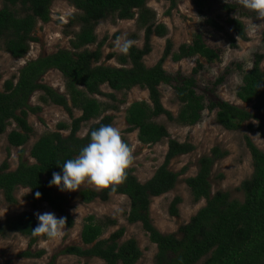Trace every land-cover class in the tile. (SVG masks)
<instances>
[{"label":"trees","instance_id":"16d2710c","mask_svg":"<svg viewBox=\"0 0 264 264\" xmlns=\"http://www.w3.org/2000/svg\"><path fill=\"white\" fill-rule=\"evenodd\" d=\"M80 15L71 20L78 25L79 31L71 41V51L59 50L45 58L29 61L19 71L15 82H4L0 91V135L7 126L14 123L7 141L12 148L25 146L33 134L28 125V113H37L39 107L29 105L30 97L37 91L42 92L40 100L62 108L72 119L70 125L60 123L54 132L42 135L32 146L30 158L35 162L22 161L23 151L19 153V163L13 172H8V165L0 167V193L4 201L14 205V192L28 189L34 205L45 203L61 217L63 227L72 229L73 219L66 213L68 204L65 197L55 196L53 190L63 176L73 175L75 171L89 169L94 162H105L110 166L111 177L119 185L104 189L101 193L91 190L81 192V198L88 204L96 199L108 201L110 195H122L129 199L130 211L128 222L139 223L157 247L154 264H264V152L248 142L253 173L243 181L239 191L243 202L230 199L227 193L217 192L211 196L210 173L216 161L225 157L218 149L211 151L212 156H204L198 162V171L194 177L185 180L194 202L205 200L201 208L189 223L179 229L177 235L160 234L151 224L149 207L153 198L161 197L172 191L180 174L170 171V162L191 153L194 147L189 143L168 141L164 163L156 170L153 177L145 184H140L128 169L116 148V140L110 132L113 117L105 115L116 107L100 102L96 97H104L116 102L114 94L104 95L102 86H107L112 93H126L133 88L148 92L150 105L145 101L132 103L126 110L125 122L128 133L137 131V139L143 145H155L169 138L163 125L153 120L165 116L171 123L193 127L202 118L205 110L216 111V122L226 131H237L249 121L264 115V73L260 65L264 55L255 54L252 67L243 72L241 86L236 98L243 104H252L249 113L244 109L224 101H205L196 91V75L202 69L198 63L191 76L170 75L163 70V63L170 58L173 63L195 58L204 59L212 65L219 61L220 51L212 49L204 42L201 35H196L189 45L182 44L173 52V45L166 42L162 58L152 68H146L143 58L151 53V38H164L167 34L163 25L155 24V14L146 8L147 0H68ZM171 8L176 0H163ZM218 0H193L197 13L204 19V26L216 32L229 29L234 37H229V45L236 48L237 40H247L241 19L235 13L241 7ZM53 0H0V48L15 60L22 59L29 50V42H36L31 34L38 22L47 23ZM211 2L217 3L226 14L220 21L207 15ZM264 0H251L252 6L259 7ZM248 13H243L247 17ZM114 16L119 21H130L136 17V25L144 32V46L138 49L126 45L121 56L116 58L120 67L99 65L102 58L101 47L105 41L97 44L95 29L108 17ZM264 43V33H263ZM95 51L87 48L96 45ZM240 70L241 68L238 67ZM50 70H56L65 81V95L56 93L52 88L40 84V79ZM219 77L214 85L224 82ZM171 87L180 105L174 118L160 102V86ZM124 104L125 102H119ZM80 112L78 118L73 111ZM93 122V123H91ZM91 123L84 138L77 134L84 124ZM251 129L252 127L249 126ZM60 132H68L64 137ZM128 151V147H125ZM180 198H175L170 205V214L177 216ZM113 224V223H112ZM106 225L88 217L81 229L82 247H68L63 253L79 258H97L105 264H137L141 258L135 240L119 243L124 231L119 230L107 239H101ZM57 231V226L50 218L23 214L0 224V237L18 234L30 239V245L38 240H49ZM41 253L37 255L39 257ZM26 256H31L29 253Z\"/></svg>","mask_w":264,"mask_h":264},{"label":"rangeland","instance_id":"374dc122","mask_svg":"<svg viewBox=\"0 0 264 264\" xmlns=\"http://www.w3.org/2000/svg\"><path fill=\"white\" fill-rule=\"evenodd\" d=\"M226 3V1L218 0ZM241 9L235 13V18L241 19L247 40H237L236 48L229 45V37L234 34L225 29L224 32H216L204 26V19L197 13L193 0H176V5L171 8L167 1L147 0L146 8L155 14V24L163 25L167 34L164 38H151V53L143 58L146 68H152L162 58L166 42L170 41L175 53L182 44L189 45L196 35H201L204 42L212 49L219 50L220 59L212 65L204 59L195 58L173 63L170 58L164 61L163 70L170 74L191 76L198 63L202 69L196 75L197 93L203 95L206 103L210 101H224L230 105L244 109L251 114L252 104H243L236 98V93L241 86L243 72H248L253 63L255 54L264 55V2L259 7L252 6L251 0H229ZM1 8V6H0ZM47 23L38 22L31 37L36 42H29V50L25 57L19 60L11 58L0 48V91L3 84L9 79L15 82L19 71L27 62L37 58H45L55 54L59 50L71 51V41L75 33L79 31L78 25H72L71 20L80 15L68 0H53ZM243 13H248L243 17ZM207 15L214 19L220 17L223 22L226 14L219 9L215 2H211L207 9ZM97 44L105 41L101 47L102 58L99 65L120 67L116 58L109 59L110 55L121 56L126 45L142 49L144 46V32L136 25V17L130 21H119L114 16L108 17L95 29ZM96 45L87 49L95 51ZM240 67L241 70L238 68ZM264 73V60L260 65ZM224 77V82L215 86V81ZM40 84L46 85L56 93L65 95V81L56 70H50L41 79ZM104 95L114 94L117 101L111 102L107 98L97 96L102 102L114 106L117 110L108 111L105 115L113 117L110 132L116 140V148L120 156L128 161V169L140 184L150 180L156 170L164 163L167 153L168 141L175 140L178 143H189L194 150L183 156L174 158L169 169L180 174L175 188L167 194L153 198L149 207V218L152 226L163 235H177L179 229L188 224L190 219L205 206L206 201L194 202L185 180L194 177L198 171V162L204 156H212L211 151L218 149L225 157L215 162L210 173L211 196L217 192L227 193L232 200L243 202V195L239 191L241 183L249 179L253 173L251 154L248 142L258 150L264 152V115L257 120L244 123L237 131H226L216 122V111L205 110L201 121L193 126L186 127L177 123H171L165 116H161L153 122L165 126L169 138L160 143L149 146L141 144L137 139V131L128 133V125L125 122L127 108L135 102L145 101L150 105L148 92L139 88H133L126 93H112L107 86L101 87ZM160 102L162 107L174 118L177 116L180 105L175 98L171 87L160 86ZM42 92H35L29 100L32 108L39 107L37 113H28L27 122L32 128L33 134L28 143L21 148H12L7 141L8 134L16 129L11 123L6 132L0 135V167L6 163L8 172H13L19 163V153L23 151L22 161L28 164L35 162L30 158V150L33 144L45 133L54 132L60 123L70 125L72 119L62 108L51 104H44L40 100ZM124 101V104L119 102ZM80 112L73 111V117L78 118ZM93 123V122H91ZM91 123L84 124L77 134L84 138ZM249 126L252 128L250 129ZM64 137L68 132H60ZM128 151H125V147ZM119 185L110 174V166L101 161L94 162L89 169L75 171L73 175L63 176L57 187L53 190L55 196L65 197L68 204L66 213L73 219L72 229L63 227L61 217L52 211L47 204L31 201L28 189H17L14 192L16 203L9 205L4 201L0 193V224L6 220L16 218L23 214L37 215L50 218L57 226L56 233L49 240H38L30 245V239L18 234H8L0 237V264H105L97 258H79L68 256L63 251L68 247H82L80 232L85 220L93 216L94 219L106 225L101 239L119 230H123V237L119 243L135 240L141 258L137 264H154L157 254L156 245L149 240L148 234L139 223L130 224L128 214L130 211L129 199L122 195H110L108 201L96 199L91 203H84L81 192L85 190L101 193L104 189ZM175 198H180L177 206L178 215L170 214V205ZM113 223V224H112ZM29 253L31 256H26ZM41 253L39 257L37 255Z\"/></svg>","mask_w":264,"mask_h":264},{"label":"built area","instance_id":"2783aa9c","mask_svg":"<svg viewBox=\"0 0 264 264\" xmlns=\"http://www.w3.org/2000/svg\"><path fill=\"white\" fill-rule=\"evenodd\" d=\"M36 60V59H35ZM31 61H34V60H31Z\"/></svg>","mask_w":264,"mask_h":264}]
</instances>
